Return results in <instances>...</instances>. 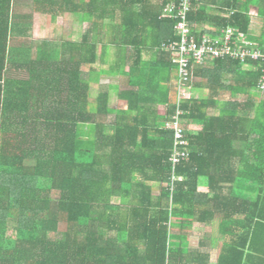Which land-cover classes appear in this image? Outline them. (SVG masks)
<instances>
[{
  "label": "trees",
  "instance_id": "trees-1",
  "mask_svg": "<svg viewBox=\"0 0 264 264\" xmlns=\"http://www.w3.org/2000/svg\"><path fill=\"white\" fill-rule=\"evenodd\" d=\"M12 1L0 0V264H210L187 242L202 231L195 224L217 219L220 238L240 241L239 260L225 263V243L218 264H264V100L253 96L264 63L192 70L203 97L179 105L188 157L174 168L175 130L165 124L176 67L157 54L175 40L163 9L179 0H34L38 11L88 22L80 41L66 40L69 58L59 50L38 60L30 47H8ZM188 20L205 32L233 28L264 52V0H195ZM104 76L125 79L123 107L108 108V92L91 97Z\"/></svg>",
  "mask_w": 264,
  "mask_h": 264
},
{
  "label": "built area",
  "instance_id": "built-area-1",
  "mask_svg": "<svg viewBox=\"0 0 264 264\" xmlns=\"http://www.w3.org/2000/svg\"><path fill=\"white\" fill-rule=\"evenodd\" d=\"M195 0H179L169 3L161 14V18L170 20L173 25L175 40L162 45V50L170 53L172 63L177 72V107L172 121L165 125L166 129L175 130V149L170 161L174 168L182 160L188 157V142L183 140L179 119L182 113L179 105L182 101L194 99L189 93L188 84L192 79V70L196 67H205L217 60L231 59L242 64L245 62L264 63V52L260 51L256 44L245 39L243 34H237L233 28H212L211 32L199 30L189 23L188 15ZM199 1V0H197ZM258 89L264 91V68L260 72ZM172 183L178 180L176 172L172 173ZM173 187V186H172Z\"/></svg>",
  "mask_w": 264,
  "mask_h": 264
},
{
  "label": "crops",
  "instance_id": "crops-1",
  "mask_svg": "<svg viewBox=\"0 0 264 264\" xmlns=\"http://www.w3.org/2000/svg\"><path fill=\"white\" fill-rule=\"evenodd\" d=\"M41 1V0H40ZM54 3L57 1L54 0ZM47 4V1H46ZM48 5V4H47ZM48 7V6H47ZM46 6L43 8H39L35 6L34 0H13L11 4V16H10V24L11 31L8 33V47H30L32 49L33 57L35 60H38L40 57V52L42 56L53 57L57 56V52L61 50V52L66 53V57L69 58V53L65 50L64 46L66 40H69L70 33H64V35L59 36L58 31H62L65 29V25L62 24V20L64 18L67 19V23L71 21V18L80 20L79 16L74 14H65V15H56L54 12V8H47ZM47 11V14L45 13ZM38 11V12H37ZM50 12V14H49ZM39 13V15H38ZM43 15H45L43 17ZM61 20V23L58 20ZM85 23L84 26L82 24ZM79 28H81V36L79 40H76L71 36L70 40L72 41H80L83 37L85 30L87 29L88 22L84 20H80ZM85 27V29H84ZM78 28V29H79ZM212 29V27H209ZM58 35V38H57ZM56 38V39H55ZM58 39V40H57ZM64 44V45H63ZM63 48V49H62ZM114 52H117L116 48H112ZM158 52L157 56H161L164 52L161 50ZM161 53V54H160ZM116 56V54H115ZM114 56V59H115ZM82 73V72H81ZM84 73V71H83ZM174 73V83H175V75ZM26 75V74H24ZM24 75H21L24 77ZM84 77L81 74V77ZM120 78V76H117ZM89 80V79H88ZM42 85V83H39ZM117 88V86H114ZM194 91H196L194 87ZM201 92V90H199ZM202 94V92H201ZM66 95H62L63 100H66ZM203 96L201 95L199 98H195L196 100L201 99ZM163 108V109H161ZM160 110H165L164 107H160ZM7 128V126H5ZM40 193V192H39ZM60 193V191H59ZM54 190L51 193V197H53ZM57 199V198H55ZM219 220L217 219L214 222V225L211 226H203L199 224H195L194 228L198 230H202L201 232L196 233V235H192L187 242V247L189 251H196L197 253L203 254L209 257L210 264H218V259L222 251V245L226 244V257L227 261L225 263L237 262L239 260V256L236 255V247L239 246L240 241L235 240L234 237H227V239L220 238L218 236V226ZM14 236V231L12 228L8 227L5 237L11 239ZM222 244V245H221ZM232 247H229L231 246ZM229 247V248H228ZM257 260V259H256Z\"/></svg>",
  "mask_w": 264,
  "mask_h": 264
},
{
  "label": "rangeland",
  "instance_id": "rangeland-1",
  "mask_svg": "<svg viewBox=\"0 0 264 264\" xmlns=\"http://www.w3.org/2000/svg\"><path fill=\"white\" fill-rule=\"evenodd\" d=\"M255 15H256V13L253 11L251 13V17H252L251 33H252V35H258L259 34V28L261 26L260 24L257 25ZM61 20L62 19L60 18V20H58V22L61 23ZM79 22H80V20H78V19L74 20V18H71V21L68 22V24H66L67 19L64 18V20H62V24L65 25L64 26L65 29H63L62 31H60V30L58 31L60 38L62 35H64V33H68V34L70 33L69 40H70L71 36H73L74 39L79 40L80 36H81V28H79L80 27ZM84 25H85V23L82 24V26H84ZM84 29H85V27H84ZM57 38H58V35H57ZM251 43L256 44L254 42H251ZM115 54H116V56H115ZM117 54H118V52L115 53L113 49H110V51H108V57H107V61L105 62V64H102L103 66H100V64H98V65H95L94 67L96 68V66H98V68L101 67L103 69H107V67H108L107 64L114 63L113 62L114 56L116 59ZM88 71H89V69H87V68L84 69V73H83V75L85 74L84 78L87 77ZM195 83H196V81H195ZM205 83L206 82H204L203 85H205ZM231 85H233V84H231ZM114 86H117V89H115ZM126 88H127V85H126L124 78H122V77L118 78L117 76H104V77H101L98 82L91 84L90 95L92 98H96L99 92L110 93V100H108L107 107L110 109H117V108H121L124 106L123 104H121V101L118 100L117 93L119 90H124ZM191 94L195 98H199L201 95L203 96V94H201V92L199 90H196V91L192 90ZM263 94H264V91L260 92L259 89L257 88V90H255L253 92L254 99L257 101H259L260 99L264 100V96H262ZM219 98L223 101H231V99H232L231 94L227 93V92L222 93ZM161 109H163V108H161ZM114 115H115V113H112V115H110L108 117H103L101 119L103 120L104 123L110 124L114 121V118H115ZM157 194H158V192H156L155 195H157ZM59 196H60L59 190L54 189V194H53L54 199L59 198ZM122 201L123 200H121L119 198L114 199L115 203H120ZM65 228H66L65 222H64L63 218H61V221L59 222V232L57 234L58 239H62ZM200 234L202 236V232Z\"/></svg>",
  "mask_w": 264,
  "mask_h": 264
},
{
  "label": "clouds",
  "instance_id": "clouds-1",
  "mask_svg": "<svg viewBox=\"0 0 264 264\" xmlns=\"http://www.w3.org/2000/svg\"><path fill=\"white\" fill-rule=\"evenodd\" d=\"M172 33H173V37L175 38V36H174V32H173V29H172ZM249 42H251V41H249ZM256 47L258 48V46L256 45ZM259 49V48H258ZM161 50H162V47H161ZM260 50V49H259ZM163 51V50H162ZM261 51V50H260ZM164 53H165V51H163ZM166 53H168V52H166ZM171 61H172V59H171ZM209 64H211V63H209ZM209 64L207 65V66H205V67H203V68H208V66H209ZM177 73V72H176ZM194 83H195V80H194V78H192L191 79V81H190V83L188 84V89H189V93L191 94V92H192V90H194ZM176 85H177V83H176ZM192 95V94H191ZM177 96H178V89H177ZM192 97H194V96H192ZM192 100H196L195 99V97H194V99H192ZM192 100H189V101H192ZM177 101V100H176ZM166 125V124H165Z\"/></svg>",
  "mask_w": 264,
  "mask_h": 264
}]
</instances>
